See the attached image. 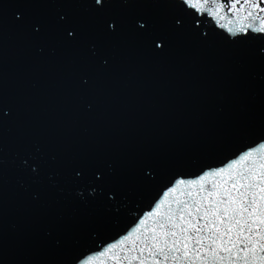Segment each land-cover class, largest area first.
Segmentation results:
<instances>
[{
    "label": "water",
    "instance_id": "95a60500",
    "mask_svg": "<svg viewBox=\"0 0 264 264\" xmlns=\"http://www.w3.org/2000/svg\"><path fill=\"white\" fill-rule=\"evenodd\" d=\"M260 8L264 0L212 14L183 0H0V264H129L137 234L99 253L161 199L163 214L197 193L177 181L259 149Z\"/></svg>",
    "mask_w": 264,
    "mask_h": 264
},
{
    "label": "snow or ice",
    "instance_id": "6c2138e0",
    "mask_svg": "<svg viewBox=\"0 0 264 264\" xmlns=\"http://www.w3.org/2000/svg\"><path fill=\"white\" fill-rule=\"evenodd\" d=\"M100 2L101 0H96L97 4ZM249 2L250 0H243V3ZM183 3L197 12L212 14L219 8L231 11L240 0L230 4L211 0L216 6L215 9L209 0H183ZM253 6L259 7L258 4ZM260 11L264 12V8H260ZM248 16H252V13L249 12ZM261 24L264 25V18H261ZM139 26L144 28L143 24ZM239 31L246 30L241 28ZM254 31L264 33V26ZM68 35L72 36L73 33L69 31ZM262 150L264 144H261L259 149L244 151L226 166L205 171L198 180L177 181L198 185L197 193L193 195L189 192V199L175 201L177 208L173 210L169 207L163 214L158 211L165 203V200L161 199L131 231L122 239L109 244L99 255L104 256L118 245H124L129 237L137 234L127 251L137 252L138 255L123 257L129 260V264L132 260L138 261V264H146L149 258L152 264H166L169 260L179 261L182 258L194 264L193 257L200 259L201 264H223L225 260L236 264L233 253L243 264H257V261L264 264V155H261L258 162L253 161L245 166L253 153ZM207 177L215 179L209 183ZM201 181L208 187L201 184ZM173 191L175 188H169L162 195L166 198L169 192ZM149 217L154 218V226L150 229L145 225ZM142 226L143 232L140 231ZM137 240L140 247L136 245ZM145 249L147 256L144 255ZM205 249L211 253L210 256L201 255ZM93 259L95 257L89 256L82 264H91ZM113 259L115 264H122L120 256Z\"/></svg>",
    "mask_w": 264,
    "mask_h": 264
}]
</instances>
